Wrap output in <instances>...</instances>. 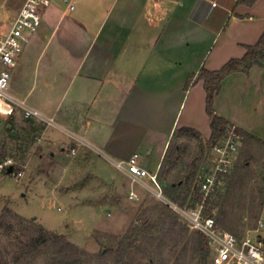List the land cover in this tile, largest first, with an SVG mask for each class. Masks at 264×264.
Listing matches in <instances>:
<instances>
[{"label":"crops","instance_id":"0c3cea01","mask_svg":"<svg viewBox=\"0 0 264 264\" xmlns=\"http://www.w3.org/2000/svg\"><path fill=\"white\" fill-rule=\"evenodd\" d=\"M25 1L7 23L0 22L1 33L10 30ZM51 1L11 68L15 80L8 93L56 124L27 120L18 109L1 115L27 121L39 158L56 157L69 146L91 154L102 181L98 165L115 168L134 155L159 171L181 129L207 141L204 84L187 83L202 68L216 71L243 58L245 47L264 33V0ZM253 93L259 95L255 106L248 103ZM214 107L217 116L264 141L254 130L260 121L264 129V68L229 76Z\"/></svg>","mask_w":264,"mask_h":264},{"label":"rangeland","instance_id":"374dc122","mask_svg":"<svg viewBox=\"0 0 264 264\" xmlns=\"http://www.w3.org/2000/svg\"><path fill=\"white\" fill-rule=\"evenodd\" d=\"M21 3L22 0H0V22L7 23ZM62 7L65 9L64 4ZM14 80L11 73L9 90ZM253 94L248 103L255 106L259 95ZM237 102L243 103L239 100ZM8 120L10 119L0 114V164L11 160L21 169L23 176L18 181L4 173L0 177V216L5 209H11L84 250L94 264H98L99 254L105 251V247L114 237L120 239L127 235L133 226L148 228L160 219V209L164 204L152 192L140 184L133 183L130 178L110 166L109 162L104 161L98 165L106 179L102 181L94 172V157L91 154L82 155L78 150L72 154V146L67 147L63 154L59 153L58 149L56 157L45 155L44 158H39V146L32 143L33 137L28 131L27 121L19 115L11 121L13 128H9ZM261 124L262 121L255 122L254 130L256 135L264 139ZM11 129L19 132L20 140L12 139L9 131ZM177 143L182 148L181 156L184 161L190 160L197 152V143L194 141L181 139ZM246 161H249L251 175L246 181L242 195L250 198L254 194L259 198V189L264 188V151L259 146L248 145L242 136L235 167L242 166ZM150 169L155 170L154 162ZM111 181L115 183L112 184ZM221 194L215 206L217 221L224 218L228 223L239 222V225L243 226L239 229H245V234L255 230L261 221L264 222V208L257 222L251 220L248 214H245L241 222L238 221L240 212L237 207L232 210L227 204L224 197L225 188ZM223 206L227 211L226 216L221 213ZM171 221L172 219L160 232H149L151 234H148L146 240L141 237L137 246L129 250L127 263L197 264L192 254L193 232L188 231L181 239L182 227L179 224H184L178 217L179 224L172 230ZM220 226L228 230L224 225ZM15 237L16 234H12L11 239L7 236L1 238L3 246L9 247L11 251L8 255L10 262L16 250L10 247L9 243ZM116 261V256L106 257L104 263L116 264ZM39 264L46 263L43 261Z\"/></svg>","mask_w":264,"mask_h":264},{"label":"trees","instance_id":"16d2710c","mask_svg":"<svg viewBox=\"0 0 264 264\" xmlns=\"http://www.w3.org/2000/svg\"><path fill=\"white\" fill-rule=\"evenodd\" d=\"M256 1L241 0L240 2L253 5ZM245 49L246 53L243 58L231 59L221 69L216 71L202 68L197 76L191 77L187 83V87H189L192 80L195 79V82H203L204 84L206 112L211 119V136L204 142L200 134L194 130L181 129L174 134L173 140L166 151L158 171V181L163 193L180 205H184L187 202L206 151L211 150L215 145L220 143L226 137L228 129L232 126L230 122L215 114V99L221 93L223 82L233 74H249L254 67L264 68V33L255 45L246 46ZM7 125L13 128L11 120H8ZM9 131L11 132L12 139H19V135L15 137L12 134V129ZM238 132L244 137L248 145L259 146L264 151V141L239 129ZM181 139L197 143V152L188 161H184L181 156L182 148L177 143ZM248 162L246 161L242 166L235 167L236 169H234L233 173L228 176L225 186L226 196L224 197L232 210L235 207L239 210L238 221L241 222L245 218V214H248L251 220L257 222L264 208V188L259 189V198L254 196V194L250 198H245L242 195L246 181L251 175ZM13 169L16 172L21 170L16 166ZM8 170L9 168L5 171V174H7ZM220 194L219 198L212 203L213 206L217 205V201L222 196ZM233 200L235 201L233 202ZM226 212L223 206L221 212L223 216H226ZM159 215L160 219L148 228L142 229L140 226H133L131 231L122 238L114 237L107 247H105V251L99 254L100 259L98 260V264H106L104 263L105 258L114 256L117 257L116 264H128L127 261L129 259L126 256H129V250L131 251L137 246L141 237H144L146 240L148 234H151L149 232L155 230L160 232L165 226L167 227L170 219L173 222L172 230L174 226L179 224L178 216L166 205L160 209ZM223 219L217 221L219 225H224L228 229L226 231L234 234L236 237H244L245 229H239L243 227L239 225V222L231 221L228 223L226 219ZM179 225L182 227V239L189 229L182 224ZM12 234H16V237L14 240H10L9 246L14 247L16 251L12 262H10L8 255H10L11 251L9 247L3 246L1 238L7 236L11 239ZM193 234V257L196 259L197 264H210L211 253L206 237L197 232H193ZM43 261L46 264H94L91 262L92 260L88 259V254L84 250L66 241L61 235L46 230L43 226L37 225L32 220H27L11 209H5L4 213L0 216V264H39V262Z\"/></svg>","mask_w":264,"mask_h":264},{"label":"built area","instance_id":"2783aa9c","mask_svg":"<svg viewBox=\"0 0 264 264\" xmlns=\"http://www.w3.org/2000/svg\"><path fill=\"white\" fill-rule=\"evenodd\" d=\"M51 4V0H26L10 30L0 32V114L10 115L18 109L27 120L40 119L54 126V119L45 117L25 101L17 100L8 93L11 68L31 41V36L40 28L43 11ZM213 7H216V3H213ZM241 139L238 128L232 125L226 137L207 150L184 205L172 201L163 193L158 181V170L151 172L143 167L138 155L125 163L115 162L114 166L133 183L152 192L179 217L190 232L201 233L206 237L211 253L210 264H264V222L261 221L255 230L248 231L244 237H236L218 224L216 208L212 204L225 188L228 176L235 168ZM80 145L84 143L80 141ZM71 152L75 154L76 149L72 147ZM14 166L11 160L0 164V177L8 168H12L11 172L7 171V175L18 181L23 172H16Z\"/></svg>","mask_w":264,"mask_h":264},{"label":"water","instance_id":"95a60500","mask_svg":"<svg viewBox=\"0 0 264 264\" xmlns=\"http://www.w3.org/2000/svg\"><path fill=\"white\" fill-rule=\"evenodd\" d=\"M13 135H14L15 137H17V133H16V132H13ZM142 165H143V167L148 168V167H149V160H148L147 158L144 159ZM11 171H12V168L9 169V172H11ZM35 219H36V218H33V220H35Z\"/></svg>","mask_w":264,"mask_h":264}]
</instances>
